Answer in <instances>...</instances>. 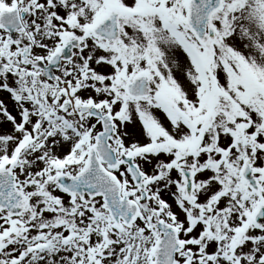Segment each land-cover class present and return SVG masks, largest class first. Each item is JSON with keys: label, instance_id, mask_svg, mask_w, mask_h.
<instances>
[{"label": "snow or ice", "instance_id": "obj_1", "mask_svg": "<svg viewBox=\"0 0 264 264\" xmlns=\"http://www.w3.org/2000/svg\"><path fill=\"white\" fill-rule=\"evenodd\" d=\"M0 264H264V0H0Z\"/></svg>", "mask_w": 264, "mask_h": 264}]
</instances>
